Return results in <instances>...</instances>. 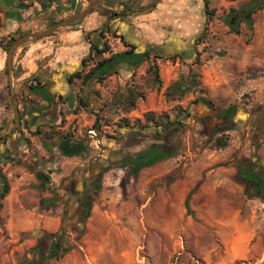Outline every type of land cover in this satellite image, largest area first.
Returning <instances> with one entry per match:
<instances>
[{
    "label": "crops",
    "instance_id": "0c3cea01",
    "mask_svg": "<svg viewBox=\"0 0 264 264\" xmlns=\"http://www.w3.org/2000/svg\"><path fill=\"white\" fill-rule=\"evenodd\" d=\"M88 1L0 0V168L10 185L9 194L2 201L0 220L16 239L23 234L31 235L24 242L30 249L36 244V239L32 240L35 231L57 234L65 219L87 230L78 246L83 264H136L135 257L128 252V243L146 241L150 225L162 227V233L158 234L162 242L184 241L182 223L184 220L193 223L194 215L202 225L215 227L218 241L229 240L231 226L232 241L238 244L232 252L240 256L244 252L240 243L246 240L242 211L247 186L240 181L239 173L253 167L256 173L264 171V116H248L247 121V111L232 104V99L249 90L258 97L264 95V75H252L239 88L235 83L241 74L248 75L250 67L256 70L264 61L261 56L264 9L253 16V31L250 43L246 44V24H241L240 34L236 35L223 18L230 9H239L252 0H102L87 16L51 36L24 42L9 57L8 43L13 38L44 33L51 29L52 23L85 11ZM206 2L214 16L206 14ZM207 20H210V43L238 55L235 63L244 69L240 73L223 70L220 64L215 67L213 61L200 69L206 90L198 96L209 100L211 105L199 102L193 107L197 117L204 121L194 146L204 152L196 155L188 152L144 168L136 179L130 180V183L138 181L136 186L128 184L121 190L99 192L96 190L99 165L94 166L97 159L88 149L70 157L62 155L55 145L47 144V152L43 149L46 142H56L65 135L70 137V131L77 126L95 124L87 110L98 113L101 102L98 92L104 89L105 80L83 85L81 78L71 79L77 73L87 74L95 66V60L110 57L97 56L93 50L94 44L103 48L102 32L108 31V27L120 32L129 48L135 47L137 55H150L141 61L130 58L108 76L110 82L119 84L125 92L137 80L144 87L145 80H149L146 67L153 57L163 64L165 86L175 81L181 63L192 64L197 53L210 44L197 43ZM141 90L147 100L140 96L137 110L140 107L142 111H161L159 103L153 102L158 97L157 89ZM80 98L88 106H80ZM232 110L235 112L226 132L236 134L245 127L252 129L250 138L248 133L244 139L238 138L205 154V144L214 142L209 138L218 122L215 116ZM239 122L244 127H238ZM51 126L56 127V133L50 140L43 134L32 135L38 130L47 132ZM159 142L162 146L163 141ZM119 149L118 144L110 154V161L119 158L115 153ZM44 199L48 206L42 205ZM152 202L157 212L155 221L149 217ZM188 210L192 215L185 218ZM132 226L139 227L140 238L137 234L134 237ZM170 226L172 230L167 228Z\"/></svg>",
    "mask_w": 264,
    "mask_h": 264
},
{
    "label": "rangeland",
    "instance_id": "374dc122",
    "mask_svg": "<svg viewBox=\"0 0 264 264\" xmlns=\"http://www.w3.org/2000/svg\"><path fill=\"white\" fill-rule=\"evenodd\" d=\"M93 1L89 0L87 6ZM208 11L213 13L212 15L214 16V11ZM209 24L210 20H207L203 34L198 38V44L210 43L212 41L210 28L208 27ZM251 34L252 31L250 30H248V33H245L244 41L246 44L250 43L248 39ZM215 37L213 36V40ZM234 44H238V42L235 41ZM261 56H263L262 58L264 60V50L261 51ZM237 59L238 55L230 54L229 50L225 47H218L215 43H210L197 53L192 64L181 63L183 65L179 68L177 79L172 81L169 86H165L166 80H163V74H161L163 64L157 62L155 57L152 60L149 59L148 66L146 67L149 80L144 79L145 83L143 85L144 87L157 89L158 97H154L153 102L155 104L159 103L162 110L158 112L142 111L140 107L137 110L136 103L140 99V96L142 97L145 93L141 90L144 88L140 83L141 81H135L133 86L123 92V88L119 84L110 82L109 77H107L102 83L104 89L101 88L98 92L101 100L98 113H91V109L87 110L90 114L88 115L90 120H93L100 127L99 130H96L98 139L101 142L99 150H96L94 146H90V140L88 138V132L91 129H95L93 123L84 128L77 126V128L70 131V138L73 141H79L85 144L88 152L93 158L97 159L94 166L99 165V170L96 173L100 186L99 192L102 189L121 190V188H124L128 184L137 185L138 181L130 183L131 178H125L128 168L119 170L121 167L118 166L121 165L124 159L131 157L136 151L144 148V146L138 147L137 145H141V142H144L142 138V136L146 135L144 131L149 132V130H140L136 121L139 120L143 127L149 125L144 117L148 113H152L155 122L158 123L156 127L149 125L150 128L160 133L164 131V125L166 123L182 121L185 119L187 113H189L190 117L188 121L176 135V139L179 141L177 155L184 156L188 152L196 155L204 152L198 151L197 147L194 146V140L198 137L200 127L204 123L202 119L197 117L196 111L193 110L194 105L199 103L197 102L198 95L202 94V90H206L202 84V73L200 69L208 61H213L215 67L220 64L223 70L228 69L240 73V69H244V67L240 66V64L238 65L237 62L235 63ZM232 63H235V65ZM247 73L248 75L245 77L244 74H241L237 78L235 83L238 85V88L245 84L246 79L264 75V61H262V64L256 70L250 67ZM242 93L244 94L241 97L235 96L232 99V104L238 105L247 111V116L245 115L247 121L248 116H264V95L258 97L255 94L256 92L250 90ZM143 100H147V98L145 97L144 99L143 96ZM218 105L220 106L222 104L218 103ZM127 123L129 126H126ZM239 126L244 127L240 122L238 123ZM140 131H143L141 135L139 133ZM248 133L249 136H247ZM251 133L252 129L247 130L245 127L236 134H229L223 131L215 135L212 144L210 142L205 144L207 137L203 138V144H205L206 150L205 154H210L214 150H218V141L222 145L228 146L238 138L244 139L246 136L250 138ZM108 136L113 137V139H107ZM144 143L147 145L146 142ZM47 144L50 147L55 145L58 151H60V140L46 142V145L43 146L46 152ZM118 144L120 145V149L115 150V153L119 158L116 161H110V154ZM123 153L124 156H121ZM98 154L100 155L99 157ZM255 193L254 188H247L246 205L242 211V217L245 222L244 231L246 240L244 243H240L243 245L244 252L242 254L240 253L241 255L238 257L234 256L232 252V249L238 244L232 241L231 226L229 229V240L218 241L215 234V227L202 225L200 220L194 218L190 210L187 211L185 218L192 215L194 221L193 223H186V220H184L182 223L181 235L184 236V241L180 240L178 243L171 241L162 242L158 239V234L162 233V227L150 225L147 240L143 242L133 240L128 243V252L135 257L136 264H264V200L255 197ZM134 197L136 198L138 196ZM136 200L140 202V198H136ZM154 205L155 202H152L149 217L155 221L157 212ZM130 228L134 237L135 234H137L138 238L141 237L139 227L132 226ZM167 228L172 230L171 226ZM64 229L65 236L63 240L65 246L72 250L60 259L46 260L45 263L83 264L81 256L79 255L80 250L78 246L82 243V237L87 230L76 224H71L68 220L65 222ZM37 233L35 231L32 236H37ZM30 238L29 234H23L17 239L15 236H10V232L0 220V264H27L26 253L31 248L28 249V245L25 246L24 242L25 240H30ZM35 239L32 237V240ZM35 241L37 244V240ZM35 246H32V248Z\"/></svg>",
    "mask_w": 264,
    "mask_h": 264
},
{
    "label": "trees",
    "instance_id": "16d2710c",
    "mask_svg": "<svg viewBox=\"0 0 264 264\" xmlns=\"http://www.w3.org/2000/svg\"><path fill=\"white\" fill-rule=\"evenodd\" d=\"M127 9V8H126ZM124 10L122 14H126L127 10ZM264 9V0H252L250 3L242 5L239 9H230L229 13L226 15V17L223 18V21L226 25L230 27V32L233 34H240V26L241 24H246L248 30L253 31V25H254V18L253 16L260 10ZM130 11L133 9L130 8ZM206 14H213L208 11V3L206 2ZM112 16H116L115 14H112ZM59 22H54L50 25V28L56 26ZM108 31H111L108 27ZM53 35V34H51ZM50 35V36H51ZM104 36V33L102 32V37ZM17 38H13L8 43V50L12 47V45L16 42ZM93 50L96 51L98 54L97 56H102L106 53L107 49L106 46L103 45V48L100 49L99 44H94ZM150 55H137L135 52V47L130 45V50L124 53L120 54H114L111 55L108 58H102L101 60H96L95 66L85 75L82 76L81 73L75 74L71 80L75 78H81L83 85H87L90 82L94 81L98 83H102L109 75L114 73L116 71V68L118 65H120L123 62L128 61L130 58H139V61L143 60L144 58H149ZM197 102L204 103L206 105H211V102L204 98H198ZM79 104L82 107L88 106V103L84 102L82 98L79 100ZM76 113L77 111H73ZM235 111L232 110L228 113L222 114L218 113L215 116V120L218 121L214 129L211 131L210 134V140H213L215 135L217 133L228 131L230 126L229 120L232 116V114ZM148 122L149 125H153L154 127L158 126V123L155 122L154 115L152 113H148L144 116ZM190 117V114L187 113L186 117L182 121H174V122H168L164 125V131L159 132L152 128H150L149 125L141 126V123L139 120L136 121L138 123V128L140 130H149V132H146L145 136H142L144 142L150 143V145H145L144 142H141L140 146H144L138 153L135 154V156H131L127 159H124V161L119 165L121 168H128V171L126 173L125 178H137L140 171L144 168L152 167L156 163L166 160L168 158H172L174 156H177V149L179 146V141L176 139L177 133L180 132V130L183 128V126L186 124ZM220 122V123H219ZM126 126H129L127 123ZM141 126V127H139ZM55 128L56 127H50V129L47 132L42 131H35L32 132L33 136H41L42 134L45 135V138L47 140L52 139L55 136ZM95 130H99L100 127L97 125V123L94 124ZM145 128V129H144ZM139 133H143V131H140ZM70 137L68 135H65L61 137L60 144L69 139ZM107 139H113V137L108 136ZM159 140L163 141V145H160ZM144 143V144H143ZM139 145V144H138ZM137 145V146H138ZM217 145L219 148L226 147L225 145H222L220 141L217 142ZM1 163V162H0ZM255 167L251 170H244L240 171L239 178L240 181L247 186V188H254L255 189V197L263 199L264 200V171L259 170L260 173L255 172ZM48 180V179H47ZM96 190H100V186H96ZM10 191V185L8 182L7 177L3 174L2 169L0 168V210L2 207V201L6 198V196L9 194ZM47 200H42V205L48 206ZM65 219L62 221V228L59 233L57 234H48V233H40L38 232L37 236H35L37 240V244L35 247L31 248L26 253V261L27 264H46V260L51 259H60L63 257V255L68 254L72 249L65 246L64 243V236H65ZM31 236V235H30Z\"/></svg>",
    "mask_w": 264,
    "mask_h": 264
},
{
    "label": "water",
    "instance_id": "95a60500",
    "mask_svg": "<svg viewBox=\"0 0 264 264\" xmlns=\"http://www.w3.org/2000/svg\"><path fill=\"white\" fill-rule=\"evenodd\" d=\"M101 1L102 0H94L85 11L67 20L61 21L56 26L52 27L51 29H49L48 31L44 33L31 34V35H27V36L21 37L20 39L16 40V42L12 45L10 49L9 57L11 58L12 52L15 49H17L20 45H22L24 42L30 39H39V38H43L48 35H51L57 32L60 28L64 27L65 25L87 16L93 9H95L100 4ZM85 149H86V145L82 143H76L72 145V142L70 139L63 141L59 146L60 152L62 153V155L66 157L77 156L80 153L84 152Z\"/></svg>",
    "mask_w": 264,
    "mask_h": 264
},
{
    "label": "built area",
    "instance_id": "2783aa9c",
    "mask_svg": "<svg viewBox=\"0 0 264 264\" xmlns=\"http://www.w3.org/2000/svg\"><path fill=\"white\" fill-rule=\"evenodd\" d=\"M103 40L107 49L105 55L111 56L130 50L129 46L125 43L122 34L118 31H106ZM88 138L90 140V146H94L96 150H99L101 142L98 139L97 131L95 129H91L88 132ZM99 156L100 155L98 154V157Z\"/></svg>",
    "mask_w": 264,
    "mask_h": 264
},
{
    "label": "flooded vegetation",
    "instance_id": "af4514ba",
    "mask_svg": "<svg viewBox=\"0 0 264 264\" xmlns=\"http://www.w3.org/2000/svg\"><path fill=\"white\" fill-rule=\"evenodd\" d=\"M142 133H140V135H141ZM72 142V145L73 144H76V143H78V142H75V141H71ZM87 151V148L85 149V151L84 152H82V153H80L79 155H81V154H83V153H85Z\"/></svg>",
    "mask_w": 264,
    "mask_h": 264
}]
</instances>
